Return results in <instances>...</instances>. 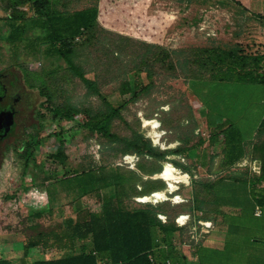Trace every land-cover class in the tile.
Listing matches in <instances>:
<instances>
[{
  "label": "trees",
  "instance_id": "obj_1",
  "mask_svg": "<svg viewBox=\"0 0 264 264\" xmlns=\"http://www.w3.org/2000/svg\"><path fill=\"white\" fill-rule=\"evenodd\" d=\"M106 1L94 0L86 7L69 9L62 0H9L8 7H12V11L2 17L7 25L3 37L15 47L13 51L10 49L15 56L23 49L33 59L44 58L51 64L39 71L23 69L25 83L38 89L43 97L40 107L61 120L80 118L82 139L95 136L103 148L113 154L135 152L141 156L135 169L122 170L120 166L104 168L87 163L81 167H71V171H64L58 177L55 169L49 171L44 168V162L37 161V156L43 153L42 129L37 128L21 138L18 155L24 167L29 164L40 166V171L46 173L47 178L56 177L54 181L69 182L74 178L75 184L71 186L76 188L79 195L91 193L101 203L98 210L77 205L76 217H67L58 232L54 229L38 231L35 238L28 241L27 247L39 243L44 248L57 245L62 249V254L35 258L27 263L22 259L23 264H167V260L170 264H185L177 257L175 244L187 227L177 226L174 222L177 213L187 211L192 220L211 219L209 212L218 214L221 206L229 205L250 217L255 205L264 208V52H247L237 45L166 48L160 44L146 43L143 50L132 49L136 57L131 66L135 76L132 79L120 78L119 102L115 105L100 90L99 73L95 66L99 64V58L94 55L105 46L112 48L113 54L127 51L133 38L117 34L125 43L112 40L111 36L104 38V32L108 30L100 27L99 18ZM232 1L238 5L243 3V0ZM25 2H29L33 9L31 15L17 8V5ZM157 65L173 77L182 76L194 81L260 84L261 87L257 89L263 96V99H256L262 113L249 139L242 135L236 124L237 119L226 113L229 101L221 104L219 122L207 106L206 123L211 128L207 145H218V172H225H217L211 178L203 176L200 168H197L201 175L192 178L189 199L179 204L169 201L136 203L133 196L164 187L162 179L150 176L160 171L168 155L182 154L187 158L189 153L206 143L204 136L194 130L196 122L193 114L188 112L181 118L187 116L186 123L190 120L193 128L173 137L172 140L177 139L178 143L168 149L154 146L139 125L137 128L131 127L130 135H120L115 129L116 119L129 127L122 111L129 103L148 94L153 86L152 80L143 84L137 75L144 69L147 77L152 78L158 72ZM89 71L92 76L88 74ZM76 77L85 86L86 96L96 95L98 104L72 100L67 93V84ZM172 119L173 116H170L161 120L167 130L174 132L175 125L168 123ZM178 122L181 123L180 120ZM52 135L54 144L45 160L66 167L69 162L65 142L58 130L53 131ZM244 155L260 162L259 174L252 172L247 165L236 172L230 169ZM171 160L182 170L194 173L190 161L186 164L176 158ZM112 186L113 191L110 190ZM126 200L132 202L127 204ZM157 212L167 216L166 222L157 217ZM204 249L200 242L195 248L199 261L208 258ZM0 264L11 262L0 261Z\"/></svg>",
  "mask_w": 264,
  "mask_h": 264
},
{
  "label": "rangeland",
  "instance_id": "obj_2",
  "mask_svg": "<svg viewBox=\"0 0 264 264\" xmlns=\"http://www.w3.org/2000/svg\"><path fill=\"white\" fill-rule=\"evenodd\" d=\"M62 2H66L69 9H79L93 4L94 0H62ZM8 6L9 0H0V68L10 71V78L14 79L24 91L27 106L32 112L30 116L28 115L24 126L21 127V138H25L27 134L37 128L42 129L44 135L43 153L37 156V161L44 162V168L49 171L55 169V175L58 177L64 171H71V167H81L87 163L92 166H104V168L120 166L122 170L130 169L124 165L116 164L124 153L109 152L103 148L102 143L95 136H91L87 140L81 138L83 131L79 127L80 118L61 120L54 118L50 112L40 107L43 97L38 93V89L25 84L23 69L39 71L50 67L51 64L44 58L33 59L23 49L18 56L11 52L15 47H12V44L3 37L7 25L2 17L12 11V7ZM17 8L24 10L27 15L33 13L29 2L19 4ZM236 10L238 7L226 0H107L99 18L100 27L110 32H104V38L111 36L112 40L122 42L124 40L117 37V34H121L130 36L133 40L126 48L127 51L113 54L112 48L108 49L105 46L95 53L94 56L99 58V64H95V66L99 73L101 92L113 104L116 105L119 102L118 82L120 78L132 79L135 76L134 68H131L136 58L133 56L132 49L143 50L146 43H156L166 48L207 45L228 47L237 42L235 40L240 36L246 35L245 38L252 39V29L247 32L244 28L249 27L250 21H244L248 24L244 25V22L239 23L237 18L232 19L229 11ZM242 44L249 43L242 42ZM156 69L158 72L154 73L152 78L147 77L144 69L137 75L143 84L152 80L153 86L148 94L136 102L129 103L127 108L122 111V116L129 123V127L122 120H115V129L120 135H130L131 127L137 128L139 125V129L149 138L148 134H152L153 131L150 124L157 120L160 121V128L166 129V134L162 139L169 142L177 134L188 132L193 128L190 120L189 123H186L187 116L181 120L183 115L191 112L193 117L195 116L194 130L202 137L204 136V140L207 142L209 140L207 135L211 128L206 123L204 113L206 107L221 112V104L224 101H229L226 113L237 119L236 124L246 139L251 137L262 113L261 106L256 104L259 93L257 88L261 87L260 84L233 83L229 88H226L227 84L217 85L216 83L208 85L201 83V85L195 86L196 81L194 80L182 76L173 77L170 75L171 73L159 66ZM88 74L92 76L90 71ZM218 86L222 92L216 93L215 88ZM85 90V86L78 77L67 84V93L71 95L73 101L77 103L89 101L95 105L98 104L99 100L96 95L87 97ZM212 95L216 100H214V105L210 106L204 99ZM163 111H167L169 114L165 115ZM170 116H173V119L168 123L175 125L176 132L167 130L162 123L161 119H168ZM146 119H153V122L147 123ZM179 120L181 123L178 122ZM55 130L60 132L61 138L65 142L69 162L66 167L45 160L46 154L53 147L52 132ZM47 134L50 137H47ZM94 140L100 145L98 160H95L89 153L91 142ZM218 149L219 147L214 146L208 148L207 151H200L203 158H198V162L194 161L195 153L187 155L185 163L188 164L190 161V165L194 167V173L198 175L195 178L200 176L196 171L197 168H200L203 175L212 176L213 173L209 171L208 166L212 163L209 162L207 156L209 151L215 152ZM45 175L46 173L40 171V166L29 164L24 167L20 156L15 154L10 145L7 146L6 154L0 165L1 262L23 264L22 259H25L24 261L27 263L35 258L61 255L62 249L57 245L44 248L39 243L27 247V243L30 239L35 238L38 231L49 229L60 231L67 217H76L77 205L94 210L100 208L101 203L94 195L91 193L79 195L76 188H72L71 185L75 184L74 178L69 182L54 181L56 177L47 178ZM153 175L150 177L154 178ZM190 189L191 186H183L181 191L189 196ZM110 190L113 191V186ZM126 202L130 204L132 201L126 200ZM217 216L214 215L211 218L214 221V227L200 238V243L206 244L216 238L215 231L220 229L216 220ZM188 229L186 228V231L180 235L181 241L176 239L175 244L177 257L185 264H264V235L259 236L254 232H246L241 235L229 233L225 250L218 251V249L205 247L204 251L208 257L211 255V258L199 261L193 259L194 248L198 244L195 245L189 240Z\"/></svg>",
  "mask_w": 264,
  "mask_h": 264
},
{
  "label": "crops",
  "instance_id": "obj_3",
  "mask_svg": "<svg viewBox=\"0 0 264 264\" xmlns=\"http://www.w3.org/2000/svg\"><path fill=\"white\" fill-rule=\"evenodd\" d=\"M226 1L228 3H232L234 6L238 7V10H236V11H229L230 14L232 15V19L237 18L239 23L249 20L250 21L249 24L251 26L249 25V27H244V28H245V30H247V32H249L250 29H252V32H253L251 34L253 36L252 39L251 38H245L246 35L240 36L239 38H237L235 40L237 42H235L233 45H230V46L237 45L238 47L243 48V50L247 51V52H264V0H243L242 5H238V4L234 3L232 0H226ZM241 18H243V19L241 20ZM244 25H248V24H246L244 22ZM252 41H254V42H252ZM242 42L249 43V44L243 45ZM230 46H228V47H230ZM195 83H196L195 86H198L199 84L201 85V83L203 85H208L210 83H216L217 85L227 84V83H221V82H216V81H211V80H201V81H196ZM230 86H231L230 84H227L226 88H229ZM218 88H219V86L217 88H215L216 93L222 92ZM257 95H258L257 97H259L260 99L261 98L263 99V96L260 95V93H258ZM206 100L208 102V105L213 106L215 103L214 100H216V98H214V95H212L209 98H207ZM208 109L209 108L206 107V110L204 111L205 115L207 114ZM212 111H213L214 115L216 116V118H215L216 121L217 122L221 121V117H220V116H222L221 113L214 110V108L212 109ZM174 141H177V139L170 140L169 142H174ZM214 146L218 147V145H216V144L213 146H208L207 142H206L203 144L202 147L193 150L192 152L195 153L194 158L197 157L196 161L198 162V158L199 159L203 158L202 154L200 155V153H199L200 151L201 152H204V150L207 151L208 148H213ZM171 147H174V146L171 145L169 148H171ZM218 150H216L215 152L209 151V154L207 156V158L209 159V162H210V159L212 158V161H211L212 164H210V166H209V171L211 173H213V175H215V173L218 172V164L217 163L220 161V155L218 153L216 154V152ZM210 153H213V155H211ZM172 156H176V155H172ZM173 158H175V157H173ZM247 159H248V156L244 155L233 166H231L230 169L232 171H235V172L238 171L239 169H242L246 165ZM223 172H225V170L219 171L218 173L220 174ZM198 174L201 175L199 172H198ZM203 176H206V175L204 174ZM263 186H264V182H263ZM256 207L260 208V214L259 215L254 214ZM220 211H221L220 213L215 214V215H218L216 220L218 222L217 224H219V226H220V229H216V231H215L217 236L215 239L210 240L209 243H206V244L201 243V245L203 247H210V248L218 249V251H221L222 249L225 250L226 241L229 239L228 238L229 233H231V234L239 233V235H241L242 233H246V232L247 233L248 232H254V233L258 234L259 236L264 235V220H263L264 208H261L260 206L255 205L253 212H252L250 217L249 216L247 217L243 213H240V210L237 207H232L229 205L221 206ZM208 214H209V216H211L213 214V212H209ZM213 216L214 215H212L211 218ZM201 251H202V249H201ZM193 253H194L193 259L198 260V258H199L198 253L196 251H194ZM214 254H216V253H214ZM208 258H206V259H208Z\"/></svg>",
  "mask_w": 264,
  "mask_h": 264
},
{
  "label": "built area",
  "instance_id": "obj_4",
  "mask_svg": "<svg viewBox=\"0 0 264 264\" xmlns=\"http://www.w3.org/2000/svg\"><path fill=\"white\" fill-rule=\"evenodd\" d=\"M145 122H153V119H146ZM151 129H153L152 134H148L154 146H158L160 149H166L171 145L175 146L178 142H166L162 139L163 135L166 134V129L160 128V121L153 122L150 124ZM89 153L95 160L99 159L100 145L94 140L91 142ZM146 157H148L146 155ZM175 157L181 162H186V157L182 154L176 156L168 155L166 159L162 162V167L158 173H155L152 177L160 178L164 181V187L162 189H155L146 194L133 196V200L136 203H152L157 204L162 201H169L171 204H179L188 201L189 196L182 193L181 188L183 186H191L192 178L197 177V173H190L182 170L176 166L171 158ZM141 156L135 152L124 153L121 155L119 160L116 162L117 165H124L130 169L136 168V164ZM249 169L256 173H260V162L256 159H247L246 164ZM213 177V174H211ZM138 188L140 186L138 185ZM254 214H260V208L256 207ZM157 217L162 221L166 222L167 216L162 212H157ZM174 222L177 226L187 227L189 240L194 244H198L205 234L209 233L213 227L214 223L211 219H201L192 220L191 215L187 211H182L174 216ZM170 264L169 260L166 261Z\"/></svg>",
  "mask_w": 264,
  "mask_h": 264
},
{
  "label": "flooded vegetation",
  "instance_id": "obj_5",
  "mask_svg": "<svg viewBox=\"0 0 264 264\" xmlns=\"http://www.w3.org/2000/svg\"><path fill=\"white\" fill-rule=\"evenodd\" d=\"M10 77V71L0 68V165L8 145L18 155L21 148V127L32 114L24 91Z\"/></svg>",
  "mask_w": 264,
  "mask_h": 264
}]
</instances>
